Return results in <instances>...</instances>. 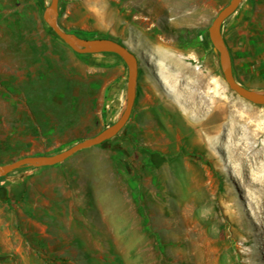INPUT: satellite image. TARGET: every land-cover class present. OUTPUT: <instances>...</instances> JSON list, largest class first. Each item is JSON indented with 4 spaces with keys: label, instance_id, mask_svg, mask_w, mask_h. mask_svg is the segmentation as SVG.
<instances>
[{
    "label": "rangeland",
    "instance_id": "1",
    "mask_svg": "<svg viewBox=\"0 0 264 264\" xmlns=\"http://www.w3.org/2000/svg\"><path fill=\"white\" fill-rule=\"evenodd\" d=\"M43 2L0 0V164L65 150L125 107L122 60L72 51ZM228 2L59 0L64 31L136 57L135 103L104 146L0 180L24 185L19 201L0 199V244L13 255L0 264H264L247 195L257 192L226 149L264 147V106L228 88L208 38ZM222 36L236 81L264 92V0H243Z\"/></svg>",
    "mask_w": 264,
    "mask_h": 264
},
{
    "label": "water",
    "instance_id": "2",
    "mask_svg": "<svg viewBox=\"0 0 264 264\" xmlns=\"http://www.w3.org/2000/svg\"><path fill=\"white\" fill-rule=\"evenodd\" d=\"M243 0H229L213 18L208 27V38L212 49L218 56L222 77L228 88L245 101L264 106V92H257L239 84L232 72L231 58L225 40L222 36L223 23L232 16ZM59 0H49L44 8L42 19L53 33L72 51L81 55L111 53L118 56L127 68L125 91V107L110 126L101 130L96 135L79 141L69 148L51 155H27L10 163L0 164V178L7 177L10 173L21 168H41L58 165L74 154L101 145L103 142L114 138L127 124L136 98V84L138 65L133 53L121 43L111 39L93 38L86 39L64 31L58 24Z\"/></svg>",
    "mask_w": 264,
    "mask_h": 264
},
{
    "label": "bare ground",
    "instance_id": "3",
    "mask_svg": "<svg viewBox=\"0 0 264 264\" xmlns=\"http://www.w3.org/2000/svg\"><path fill=\"white\" fill-rule=\"evenodd\" d=\"M172 89L173 91L176 90L174 85H172ZM176 101L178 102L177 104L179 105V107L185 113L187 112L192 113V111L194 110V109L193 110L191 109L193 108L191 104L189 105L188 103H185L182 100L180 101L176 100ZM226 149L228 152L227 155H228V161L230 162V165L232 163L235 164V165L232 164L233 165L231 167L232 172L235 174L237 178L240 175V172H243V174L247 176L249 185L254 188V193L256 194L257 192L258 198L257 197L253 198L254 196L252 197V195L254 194L252 192H251L252 194L248 192L247 194L248 197L250 196L252 198V200L250 199V203L248 205L250 208V215L252 219L255 220V224H256L255 230L257 232L256 235L260 236L259 238H261L262 240V243H261L262 249H264V175L256 174L258 170L260 171L263 170L262 165L259 164V159L261 158L264 161V147H262L261 149H257L256 147L251 146L248 142L246 143L244 142V144L242 145L235 144L234 149H232V147H227ZM233 150H236V153H233ZM263 168H264V165H263Z\"/></svg>",
    "mask_w": 264,
    "mask_h": 264
},
{
    "label": "crops",
    "instance_id": "4",
    "mask_svg": "<svg viewBox=\"0 0 264 264\" xmlns=\"http://www.w3.org/2000/svg\"><path fill=\"white\" fill-rule=\"evenodd\" d=\"M13 186H15V185H13ZM11 188H13V187H11ZM6 189H8V188H6ZM8 190H11V189H8ZM7 197H9V199H11L13 201H19L18 197H11L10 193L5 194L4 197L3 198L0 197V199L5 201ZM10 250H11V248L8 247V244H6L5 246H2L0 244V258H7L8 256L12 257L13 256L12 251H10Z\"/></svg>",
    "mask_w": 264,
    "mask_h": 264
},
{
    "label": "flooded vegetation",
    "instance_id": "5",
    "mask_svg": "<svg viewBox=\"0 0 264 264\" xmlns=\"http://www.w3.org/2000/svg\"><path fill=\"white\" fill-rule=\"evenodd\" d=\"M24 185L20 182L18 185L13 186L11 190L4 189L3 187L0 186V197H4L5 194L10 193L11 197H18L20 200L21 195L23 194V188Z\"/></svg>",
    "mask_w": 264,
    "mask_h": 264
},
{
    "label": "trees",
    "instance_id": "6",
    "mask_svg": "<svg viewBox=\"0 0 264 264\" xmlns=\"http://www.w3.org/2000/svg\"><path fill=\"white\" fill-rule=\"evenodd\" d=\"M36 2H37V4L39 5V7L40 8H43V4H44V2H43V0H36ZM49 30H50V32L52 33V34H54L53 33V31L49 28ZM54 36L55 37H57L55 34H54ZM58 38V37H57ZM118 43H120V42H118ZM107 54H111V53H107ZM111 55H114V54H111ZM114 56H116V55H114ZM116 57H118V56H116ZM119 58V57H118ZM120 59V58H119ZM234 75V74H233ZM108 141H105V142H103L101 145H99V146H104L106 143H107ZM5 177H1L0 178V180H3Z\"/></svg>",
    "mask_w": 264,
    "mask_h": 264
}]
</instances>
